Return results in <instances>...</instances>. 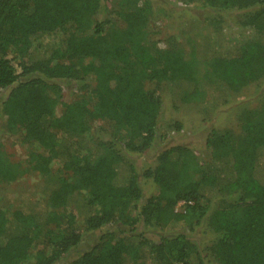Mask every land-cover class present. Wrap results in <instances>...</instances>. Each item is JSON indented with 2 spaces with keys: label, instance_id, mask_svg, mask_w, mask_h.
I'll return each mask as SVG.
<instances>
[{
  "label": "trees",
  "instance_id": "obj_1",
  "mask_svg": "<svg viewBox=\"0 0 264 264\" xmlns=\"http://www.w3.org/2000/svg\"><path fill=\"white\" fill-rule=\"evenodd\" d=\"M126 1L127 10H113L106 0H0V95L7 91L1 121L21 143L46 152L34 150L21 165L39 172V200L19 195L9 215L0 211V264H55L89 232L118 220L128 234L140 225L168 230L140 233L135 242L110 232L65 264H264V119L244 110L237 134L213 130L206 142L211 159L203 166L181 144L161 150L141 171L125 155L146 153L157 137L163 99L147 82L169 81L183 102L208 104L264 82V62L257 65L248 52L264 48V0H225L241 11L239 22L249 31L241 40L226 36L219 16L190 24V53L178 33L154 39L145 13L151 1L139 7ZM208 6L217 9L213 0ZM55 32L65 36L61 48L25 59L31 38ZM73 88L84 93L71 98ZM96 120L124 129L125 141L111 135L95 158H69L54 168L56 131L83 135ZM22 172L0 149V183ZM147 180L156 187L149 197ZM225 191L233 192L226 205L213 206ZM204 219L212 235L207 246L191 234Z\"/></svg>",
  "mask_w": 264,
  "mask_h": 264
},
{
  "label": "rangeland",
  "instance_id": "obj_2",
  "mask_svg": "<svg viewBox=\"0 0 264 264\" xmlns=\"http://www.w3.org/2000/svg\"><path fill=\"white\" fill-rule=\"evenodd\" d=\"M128 1L138 7L144 1H151L153 8L150 11H145V13L151 18V29L154 39H164L166 36L178 33L176 37L178 41H181L187 53L191 52L192 43L189 37H187L188 35L185 33V29L200 19L219 16L222 19L224 33L232 39L241 40L249 34L248 29L244 28L239 22L241 11L237 10V8L226 7L224 4L225 0H213L217 9L208 6L210 0H137V3L134 0ZM106 4L108 8L113 10H127L129 8V3L126 0H106ZM111 16L116 19L115 14ZM121 24L122 21L120 19L114 22L116 26ZM181 29L182 33H180ZM64 39L65 36L61 32L47 33L31 38L28 47L24 51L25 59L32 61L48 56L51 50L63 46ZM163 45V43H160V46ZM248 52L253 56L257 65L264 62L263 47L250 46ZM92 84L93 81L88 79L87 90L92 88ZM147 87L150 89L156 87L159 90L163 99V106L157 137L150 150L144 154H135L128 151L125 153L139 171L143 170L146 166L154 164L156 156L161 150L177 144L190 147L198 157L201 165H206L211 159V151L207 147L206 142L213 130L222 131L231 129L237 134L242 120L241 115L242 112L244 113V110L250 112L248 113L249 116L264 119V94L257 93L261 91L260 89H264V82L260 85L256 83L255 85L245 87L238 92L228 91L225 103L215 101L213 104H208V102L211 103L208 99L190 103L183 102L179 96V91L169 81H164L157 86L156 83L149 81L147 82ZM78 90L77 88H73L70 90L69 96L76 98L84 93ZM3 94H7V91L0 95V109ZM61 111L62 106L58 105L57 113L60 114ZM1 120L0 115V149L6 153L13 165L20 166L23 169V172L16 179L0 183V211H4L9 215L13 208H16L19 204V195L28 196L32 201L39 200L43 186L39 172L33 169L23 168L21 165L26 160L28 161V156L34 150L38 153L46 152L43 148L28 147L21 143L17 133L5 128ZM175 123H181L183 130H175L173 128ZM56 132L58 158L52 163V166L56 169L61 168L63 162L69 158H78L80 160L84 158H95L104 150L105 144L103 141L107 142L108 137L111 135L118 137L117 140L120 143L125 141L124 129L117 128L114 124L107 123L103 120H96L92 124L89 132L83 135L66 133L60 130ZM233 142L237 143L235 144L236 151L242 153L244 143L241 142L243 141L236 139ZM64 173L67 174V171L65 170ZM141 181L144 180L141 179ZM143 188L146 197L156 193L155 185L149 180L143 183ZM232 193L231 191H225L218 198L215 197L212 203L213 206H225L227 199H229ZM184 208L185 204L183 202L177 205L178 210H183ZM205 220L191 234L197 243L201 245L206 244L205 246H207L211 243L212 235ZM128 230L124 222L118 220L102 231L89 232L81 243L66 253L55 264L70 262L81 253L92 248L103 236L110 232L114 233V235L124 236L132 242H135L140 233H144L150 237H156L168 229L156 231L140 225L136 231H132L129 234L127 233Z\"/></svg>",
  "mask_w": 264,
  "mask_h": 264
}]
</instances>
